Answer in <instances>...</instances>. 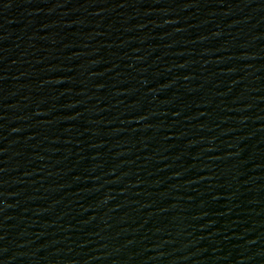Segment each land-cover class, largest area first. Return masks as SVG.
<instances>
[{"label": "water", "instance_id": "1", "mask_svg": "<svg viewBox=\"0 0 264 264\" xmlns=\"http://www.w3.org/2000/svg\"><path fill=\"white\" fill-rule=\"evenodd\" d=\"M0 264H264V0H0Z\"/></svg>", "mask_w": 264, "mask_h": 264}]
</instances>
